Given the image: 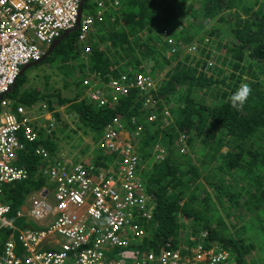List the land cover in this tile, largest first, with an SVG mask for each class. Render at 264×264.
Masks as SVG:
<instances>
[{"label": "trees", "instance_id": "obj_1", "mask_svg": "<svg viewBox=\"0 0 264 264\" xmlns=\"http://www.w3.org/2000/svg\"><path fill=\"white\" fill-rule=\"evenodd\" d=\"M110 1L118 3L116 15L107 9L95 19L85 40H79L78 28L40 63L55 64L67 79L65 87H75L72 98L48 93L46 87L22 89L24 74L17 77L8 97L15 106L26 108L44 104L52 111L67 105L78 128L89 131L95 144L115 123L138 133L133 141L146 166L141 176L155 205L152 218L141 221L146 231L138 247L141 253L218 245L235 257V264H264V255L255 252L262 253L264 244L251 235L258 221V237L264 236V0ZM94 11V1L85 0L83 14ZM192 43L201 45L197 52L205 59L190 60L187 54L173 65ZM213 46L224 53L216 59L220 65L206 60L213 57ZM87 70L99 73L104 81L149 73L155 90L141 93L130 87L118 102L97 106L81 98ZM242 84L252 91L237 111L229 97ZM147 102H155L156 108L148 110ZM165 109L170 117L164 126ZM153 112L157 116L149 123ZM54 117L60 132L68 129L60 113ZM38 133L39 141L25 143L16 161L29 178L4 187L13 217L31 193L49 185L38 173L43 162L34 149L42 147L56 155V133L46 134L42 128ZM156 147L164 150V157L152 163ZM113 156L97 147L90 161L106 168ZM222 213L234 227L233 234ZM15 221L18 228L27 226L24 219ZM9 237V231L1 230L0 243Z\"/></svg>", "mask_w": 264, "mask_h": 264}, {"label": "built area", "instance_id": "obj_2", "mask_svg": "<svg viewBox=\"0 0 264 264\" xmlns=\"http://www.w3.org/2000/svg\"><path fill=\"white\" fill-rule=\"evenodd\" d=\"M93 1L95 11L81 15L79 40L86 39L106 9L105 1ZM81 2L0 0V232H10L0 243V264H234L219 246L182 245L158 254L138 250L146 238L141 221L152 218L155 205L141 176L146 166L133 143L138 133H129L118 123L108 125L98 142L99 149L114 155L106 168L50 155L36 147L34 154L43 162L38 173L49 185L35 191L15 217L10 215L4 187L29 178L28 171L16 165L18 153L25 143L39 141L40 128L46 134L53 131L57 110L49 111L44 104L40 108L15 106L8 94L20 69L40 61L55 40L75 27ZM188 50L194 52L195 47ZM128 76L121 74L117 83L114 77L104 81L99 73L87 70L81 98L104 106L118 102L131 86L141 93L155 88L147 73ZM152 105L155 102H147L148 107ZM163 115L167 125V109ZM156 116L152 113L148 122ZM179 142L184 145L185 137L180 135ZM163 153L156 147L152 163L162 160ZM16 219H24L27 226L18 228Z\"/></svg>", "mask_w": 264, "mask_h": 264}, {"label": "rangeland", "instance_id": "obj_3", "mask_svg": "<svg viewBox=\"0 0 264 264\" xmlns=\"http://www.w3.org/2000/svg\"><path fill=\"white\" fill-rule=\"evenodd\" d=\"M107 5L106 9H111L113 13L116 15V11L118 9V3L117 1L112 2L110 0H107ZM103 12V13H104ZM185 17V16H183ZM184 20H186L184 18ZM190 20V19H189ZM188 20V21H189ZM201 22V21H200ZM205 31V30H204ZM203 33V31L200 32V35ZM191 47H195L196 49L198 46H201L200 44L192 43L190 45ZM190 48V47H188ZM188 48H186L181 56L176 60L175 63H178V61H182L184 57L188 54L190 57V60L192 58L194 59H205L204 57L201 56L200 52H195V53H188ZM212 55L210 58L206 59L208 63L212 62L214 63L217 59L218 56L222 58L224 56V53L221 54L220 51H216L214 49V46L212 47ZM217 65H220L218 61H216ZM146 69L149 71L148 65L145 66ZM225 68H229L227 65ZM167 71V69H165ZM206 72V70H205ZM210 74V72H209ZM24 77L26 80L25 85L23 86L22 89H41L44 90V87H46L48 93H59L61 97H66V98H72L73 93L75 91V87L73 85H69L67 88L65 87V83L67 82V79L58 71L57 67L55 64H51L50 62H44L43 64H38L36 66H33L29 69H27L24 72ZM161 76H159L157 79L159 80ZM37 107L40 108V105H36ZM55 109L57 110V113L61 114L62 119L67 123L68 129H65L63 132H60V126L59 123L54 125L53 131L56 133V138H57V148H58V153L56 156H62L66 159H71L76 160V161H81V162H90V157L92 154H94V150L98 147V142L95 144L92 140V134L89 131L84 132L82 128H78L77 126V121L74 118L73 115L68 114L67 112V105L62 106V107H57L54 106ZM148 110H152L156 108L155 105H152L150 107L146 106ZM166 110V109H165ZM151 111V112H152ZM163 125H166V122H163ZM73 130V132H72ZM201 147V144H200ZM36 193L30 194L27 198L26 201H30L32 196H35ZM53 198L52 196L49 197V201L52 202ZM222 218L228 227L229 231L231 234L235 231L234 227H232L231 223L226 219L225 215L222 213ZM264 216V215H263ZM248 221L251 218H246ZM257 226L254 225L253 232L251 235L255 237L257 240V244H264V236H261L260 238L258 237V221L256 222ZM182 225L185 226V223L182 222ZM262 253L259 251H255L256 253H259V255L262 257V254L264 255V247H262ZM254 259H258L256 257V254H252Z\"/></svg>", "mask_w": 264, "mask_h": 264}, {"label": "clouds", "instance_id": "obj_4", "mask_svg": "<svg viewBox=\"0 0 264 264\" xmlns=\"http://www.w3.org/2000/svg\"><path fill=\"white\" fill-rule=\"evenodd\" d=\"M107 2V0H106ZM105 2V5H107V3ZM104 14V13H103ZM181 24L183 26L184 24V20L181 21ZM181 26V28H182ZM205 43H207V41H204ZM188 47H191V46H188ZM187 47V48H188ZM189 49V48H188ZM197 51V49L195 48V51L193 53H195ZM188 53L189 50H188ZM192 53V52H191ZM149 74V73H147ZM103 78V77H102ZM110 78V77H109ZM154 89H152L151 91H154ZM251 87L248 85V84H242L239 88H237V90L229 97V102H230V106L237 110V111H240L244 108L250 94H251ZM154 113V112H153ZM162 123H163V120H162ZM100 139V138H99ZM133 143H137V142H134ZM180 152V151H179ZM90 159V158H89ZM91 162V161H90ZM89 162V163H90ZM203 236V235H202ZM214 246H218V245H213L212 247ZM211 248V247H210ZM209 249V248H208ZM226 252H228L227 250H225ZM230 254V256L233 258L234 260V264H235V257L233 255H231L230 252H228Z\"/></svg>", "mask_w": 264, "mask_h": 264}, {"label": "water", "instance_id": "obj_5", "mask_svg": "<svg viewBox=\"0 0 264 264\" xmlns=\"http://www.w3.org/2000/svg\"><path fill=\"white\" fill-rule=\"evenodd\" d=\"M85 0H82V2L80 3L79 5V9H78V19H77V22H76V25L74 28L70 29V30H67L65 31L57 40H55L47 49L46 53L43 55L42 59L40 61H37V62H32V63H29L25 66H23L21 69H20V72H19V76H22L24 74V72L33 67V66H36L38 64H40L46 57H48L52 51L56 48V46L59 44V42L65 37L67 36L68 34H70L71 32H74L78 29L79 27V22H80V18H81V13H82V7H83V4H84ZM15 87V84L11 87L14 88ZM11 89L9 91V93L11 92ZM45 194V193H44Z\"/></svg>", "mask_w": 264, "mask_h": 264}, {"label": "bare ground", "instance_id": "obj_6", "mask_svg": "<svg viewBox=\"0 0 264 264\" xmlns=\"http://www.w3.org/2000/svg\"><path fill=\"white\" fill-rule=\"evenodd\" d=\"M81 15H83V7H82V13H81ZM115 81H116V80H115ZM116 82L118 83V81H116ZM131 87L138 89L136 86H131ZM138 90H139V89H138Z\"/></svg>", "mask_w": 264, "mask_h": 264}]
</instances>
